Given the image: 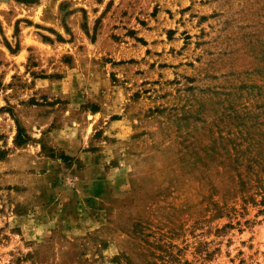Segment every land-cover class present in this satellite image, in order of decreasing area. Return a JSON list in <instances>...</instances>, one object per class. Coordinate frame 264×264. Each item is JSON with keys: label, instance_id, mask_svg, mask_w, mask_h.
Returning <instances> with one entry per match:
<instances>
[{"label": "rangeland", "instance_id": "1", "mask_svg": "<svg viewBox=\"0 0 264 264\" xmlns=\"http://www.w3.org/2000/svg\"><path fill=\"white\" fill-rule=\"evenodd\" d=\"M1 7L0 264H264V0Z\"/></svg>", "mask_w": 264, "mask_h": 264}, {"label": "crops", "instance_id": "2", "mask_svg": "<svg viewBox=\"0 0 264 264\" xmlns=\"http://www.w3.org/2000/svg\"><path fill=\"white\" fill-rule=\"evenodd\" d=\"M2 1L3 0H0V9L3 8L1 7ZM85 2L86 0H81V3L85 4ZM16 8L19 7L17 6ZM71 9H73V7ZM79 12L80 11L71 10L69 14L65 17V20L72 21V23H74L73 25L75 29H76V22L78 21V17H79L78 14ZM55 14L58 13L54 10V7L52 5L51 6L49 5V7L47 5H44L42 7L41 12L36 17L38 18V22H40L42 25L53 27L55 25H58L59 23L58 17L56 16L54 17ZM17 19H20V16L18 14L16 13L14 14V12L13 13L7 12L6 14L5 12L0 10V56H1L0 60H3L2 64L0 65L1 70L11 69V67H14L13 62L15 61L13 60L20 58V56H22L23 54H27V50L22 48L23 47L22 44L18 52L12 54L11 52L8 51V49L6 48L3 42V38H8L11 35L13 28L11 24H13V22ZM7 60H11L10 62L11 67L9 64H7ZM2 74H4V77L7 75L6 73H2ZM4 82L8 83L9 81H4ZM4 105H6V101L4 97H0V109ZM0 119L2 120V123H0V146L10 147L13 145L14 130L12 129L11 124L6 120L4 114L0 113ZM35 125H37V122H35ZM35 128L37 129V126H35ZM28 132L30 133V131ZM26 147H29V145H27ZM36 150L37 148L35 147V151Z\"/></svg>", "mask_w": 264, "mask_h": 264}, {"label": "trees", "instance_id": "3", "mask_svg": "<svg viewBox=\"0 0 264 264\" xmlns=\"http://www.w3.org/2000/svg\"><path fill=\"white\" fill-rule=\"evenodd\" d=\"M22 2H27V1H22ZM18 130H19V129H18ZM17 139H18V136H17ZM25 141H26V140H25ZM25 141H24V142H25ZM24 142H22V143H24Z\"/></svg>", "mask_w": 264, "mask_h": 264}]
</instances>
